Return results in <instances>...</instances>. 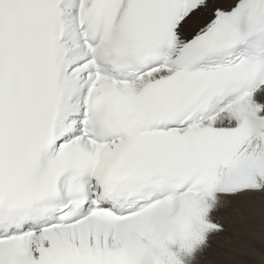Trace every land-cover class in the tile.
Wrapping results in <instances>:
<instances>
[{"label": "snow or ice", "instance_id": "1", "mask_svg": "<svg viewBox=\"0 0 264 264\" xmlns=\"http://www.w3.org/2000/svg\"><path fill=\"white\" fill-rule=\"evenodd\" d=\"M0 264H264V0H0Z\"/></svg>", "mask_w": 264, "mask_h": 264}]
</instances>
